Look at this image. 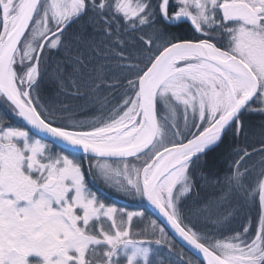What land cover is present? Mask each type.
Masks as SVG:
<instances>
[{"label": "snow or ice", "instance_id": "6c2138e0", "mask_svg": "<svg viewBox=\"0 0 264 264\" xmlns=\"http://www.w3.org/2000/svg\"><path fill=\"white\" fill-rule=\"evenodd\" d=\"M0 107V264H264V0H0Z\"/></svg>", "mask_w": 264, "mask_h": 264}, {"label": "rangeland", "instance_id": "374dc122", "mask_svg": "<svg viewBox=\"0 0 264 264\" xmlns=\"http://www.w3.org/2000/svg\"><path fill=\"white\" fill-rule=\"evenodd\" d=\"M0 115H6L8 122L13 125V126H24L21 120L16 118L15 116L11 115L10 113H7L6 109L3 107H0ZM88 113L83 114V116L78 117L79 119H84V118H90L88 116ZM60 149L57 146L53 145V151H59ZM78 160H82L83 166H85L87 170L88 177L86 178V182L90 189L100 197V199L105 202L107 205H114L117 208H124L126 211H143L144 210V201L141 200L138 197L134 196H127L121 192H117L114 188H111L107 185H105L103 182L97 181L96 179L93 178L92 175L89 174L88 170V161L83 160L82 157L80 156V159L78 156L75 157ZM255 215V218L257 216V211L253 214ZM152 218H155L154 216ZM137 228H142L144 226L143 222H141L140 218L137 217L134 219L133 222ZM235 227V225H233ZM186 257H192L193 256L186 254Z\"/></svg>", "mask_w": 264, "mask_h": 264}, {"label": "trees", "instance_id": "16d2710c", "mask_svg": "<svg viewBox=\"0 0 264 264\" xmlns=\"http://www.w3.org/2000/svg\"><path fill=\"white\" fill-rule=\"evenodd\" d=\"M88 113L87 117L88 116H91V113L89 112H85L84 114ZM246 120L257 126V132L259 131V128L258 126L261 124V122H264V115L260 114V113H248L246 114ZM256 139H259V136L257 135L256 136ZM241 143H244L243 140H241ZM247 143L251 144L253 147H258V145L256 143H254V141L252 139H249L247 141ZM222 149H217L215 150L214 152L210 153L209 156L207 157L208 159V167L211 168L213 171H216L218 170L221 177L223 176L224 173H226L227 171V168H228V163L226 160H222L220 159V153H221ZM78 158L80 159V157L78 156ZM84 171H85V177H88V174H87V170L84 166ZM199 170H197L198 172ZM197 191H199V194L202 198H207V197H210L212 194H213V191L214 189L207 186V185H203V182L201 181H198V189ZM218 191V189H217ZM195 196V193L193 194ZM258 199V197H257ZM257 211V209L255 207H252L250 209V214L253 218H255V215H253L255 212ZM184 252L186 254H189L191 255L189 252H187L185 249H184ZM192 256V255H191ZM195 258V257H194Z\"/></svg>", "mask_w": 264, "mask_h": 264}, {"label": "water", "instance_id": "95a60500", "mask_svg": "<svg viewBox=\"0 0 264 264\" xmlns=\"http://www.w3.org/2000/svg\"><path fill=\"white\" fill-rule=\"evenodd\" d=\"M22 123H23V122H22ZM54 146H55V145H54ZM146 206H147V205H146V202L144 201V207H146ZM169 231H170V230H169ZM177 243L180 244L183 248H185L188 252H190L194 257H196V256L193 254V252L187 248V246L183 245L182 242L179 241L178 238H177Z\"/></svg>", "mask_w": 264, "mask_h": 264}]
</instances>
